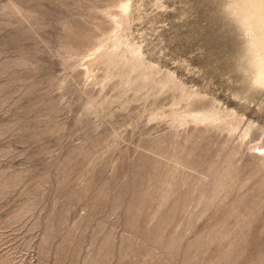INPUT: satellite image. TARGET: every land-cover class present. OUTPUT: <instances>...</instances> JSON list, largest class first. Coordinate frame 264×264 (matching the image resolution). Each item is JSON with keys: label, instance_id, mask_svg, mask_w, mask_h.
<instances>
[{"label": "rangeland", "instance_id": "1", "mask_svg": "<svg viewBox=\"0 0 264 264\" xmlns=\"http://www.w3.org/2000/svg\"><path fill=\"white\" fill-rule=\"evenodd\" d=\"M238 3L0 0V264H264Z\"/></svg>", "mask_w": 264, "mask_h": 264}, {"label": "bare ground", "instance_id": "2", "mask_svg": "<svg viewBox=\"0 0 264 264\" xmlns=\"http://www.w3.org/2000/svg\"><path fill=\"white\" fill-rule=\"evenodd\" d=\"M239 3L243 7L242 10L245 9L247 12L249 31L253 32L255 38L253 46L257 55L258 67L254 80L257 84L264 86V0H239Z\"/></svg>", "mask_w": 264, "mask_h": 264}]
</instances>
